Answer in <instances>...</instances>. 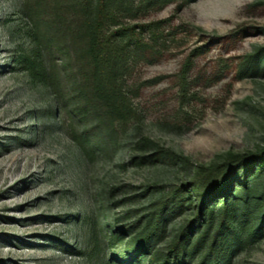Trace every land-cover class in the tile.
<instances>
[{
  "label": "rangeland",
  "instance_id": "374dc122",
  "mask_svg": "<svg viewBox=\"0 0 264 264\" xmlns=\"http://www.w3.org/2000/svg\"><path fill=\"white\" fill-rule=\"evenodd\" d=\"M79 2L0 0V264H264V167L204 196L264 161V0L112 1L146 47L113 116L76 96Z\"/></svg>",
  "mask_w": 264,
  "mask_h": 264
},
{
  "label": "trees",
  "instance_id": "16d2710c",
  "mask_svg": "<svg viewBox=\"0 0 264 264\" xmlns=\"http://www.w3.org/2000/svg\"><path fill=\"white\" fill-rule=\"evenodd\" d=\"M112 1L114 0H81L75 12L81 17L76 26L77 33L83 40L80 42V46L83 45L80 59L84 61L83 68L90 70L83 77L84 81L75 87L76 96L88 103L92 102V99L95 100L101 107H105L111 116L114 113L112 109H118L117 111L126 109L123 78L129 70L130 59L139 57L146 50L141 41L133 40L131 33L128 34L133 29L121 26V18L129 12L125 2L116 3L115 13L111 8ZM121 40H125L124 43ZM118 41L122 43L119 44ZM86 87L90 96L85 93ZM130 112L129 110V114ZM263 167V160L254 163L237 162L226 167V171L228 170L226 174L219 176L216 181H211L210 189L204 191V196L208 195L207 199H210V207L212 208L215 203L213 197L218 196L223 190H228V195L221 205L225 211L235 200L231 187L237 184V187L246 189L249 179L253 178L255 173L259 174ZM218 175L212 178L209 176V180L217 178ZM197 184V191L201 194L204 183Z\"/></svg>",
  "mask_w": 264,
  "mask_h": 264
}]
</instances>
